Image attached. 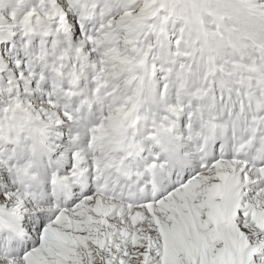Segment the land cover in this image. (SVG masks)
<instances>
[{
  "label": "snow or ice",
  "instance_id": "snow-or-ice-1",
  "mask_svg": "<svg viewBox=\"0 0 264 264\" xmlns=\"http://www.w3.org/2000/svg\"><path fill=\"white\" fill-rule=\"evenodd\" d=\"M0 264H264V0H0Z\"/></svg>",
  "mask_w": 264,
  "mask_h": 264
}]
</instances>
